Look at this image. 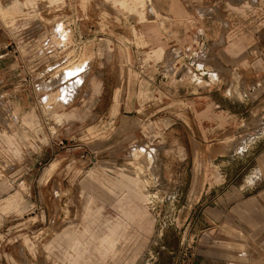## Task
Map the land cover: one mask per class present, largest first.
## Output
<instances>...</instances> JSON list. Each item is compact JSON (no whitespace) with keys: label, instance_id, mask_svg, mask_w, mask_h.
<instances>
[{"label":"rangeland","instance_id":"374dc122","mask_svg":"<svg viewBox=\"0 0 264 264\" xmlns=\"http://www.w3.org/2000/svg\"><path fill=\"white\" fill-rule=\"evenodd\" d=\"M17 2L22 13H0V264H67L91 200L120 220L105 194L119 172L140 181L147 214L123 230L109 264H207L243 238L208 212L256 168L264 113L201 139L195 106L181 96L204 83L175 48L158 57L142 31L159 17L154 0L0 7ZM11 195L17 202L5 203Z\"/></svg>","mask_w":264,"mask_h":264},{"label":"crops","instance_id":"0c3cea01","mask_svg":"<svg viewBox=\"0 0 264 264\" xmlns=\"http://www.w3.org/2000/svg\"><path fill=\"white\" fill-rule=\"evenodd\" d=\"M154 5L159 17L143 28L146 40L158 47V57L165 48L180 51L179 58L195 70L197 82L205 85L194 97L189 87L180 95L195 106L196 129L202 140L226 134L239 122L264 113V0H154ZM0 13L13 17L22 8L17 2L10 8L0 7ZM196 57L201 62L196 63ZM64 81L58 79L62 95L67 93H63ZM99 88L94 85L95 92ZM171 88L170 94L178 93ZM27 121L33 122L35 117L31 115ZM255 161L256 168L242 183L231 186L228 195L208 212L215 225H225L243 238L228 239V244L222 241L224 248L207 264H256L251 259L254 250L263 251L264 148ZM254 174L259 177L254 179ZM106 189L120 220L104 217L103 206L93 208L97 200H91L67 251V264H109L123 245L124 232L147 214V196L138 179L119 172L116 178H107ZM17 199L18 195H11L5 203ZM99 221L102 223L95 228Z\"/></svg>","mask_w":264,"mask_h":264}]
</instances>
